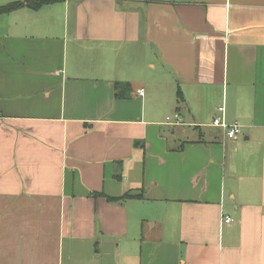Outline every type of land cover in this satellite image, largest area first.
Instances as JSON below:
<instances>
[{"label": "crops", "instance_id": "1", "mask_svg": "<svg viewBox=\"0 0 264 264\" xmlns=\"http://www.w3.org/2000/svg\"><path fill=\"white\" fill-rule=\"evenodd\" d=\"M0 264H264V0L0 14Z\"/></svg>", "mask_w": 264, "mask_h": 264}, {"label": "trees", "instance_id": "2", "mask_svg": "<svg viewBox=\"0 0 264 264\" xmlns=\"http://www.w3.org/2000/svg\"><path fill=\"white\" fill-rule=\"evenodd\" d=\"M56 1L58 0H34V1L28 0L26 1V3H15L12 5L5 6V7H0V14L9 13L13 10L22 8L24 6H28L34 9H39V8H42L43 6L53 4ZM130 92H131V85L129 83H116L115 84V98L116 99H127L129 98ZM179 102H180V99H179ZM93 196L97 197V196H104V195H102V193H94ZM106 199L111 202H114L115 200H117V199H111L109 197H106ZM118 200H121V199H118Z\"/></svg>", "mask_w": 264, "mask_h": 264}, {"label": "built area", "instance_id": "3", "mask_svg": "<svg viewBox=\"0 0 264 264\" xmlns=\"http://www.w3.org/2000/svg\"><path fill=\"white\" fill-rule=\"evenodd\" d=\"M144 92L141 91L140 95L143 96ZM218 112H224V108L220 107L217 109ZM173 118H169L168 121L170 124H179L182 122L181 117L178 114H175L174 121ZM213 126L221 128L224 133L227 140H235L238 138V136L242 133V127L238 122H233L231 124H228L223 118L221 117H215L212 123ZM224 222L226 223H232L233 219L230 217H225Z\"/></svg>", "mask_w": 264, "mask_h": 264}]
</instances>
